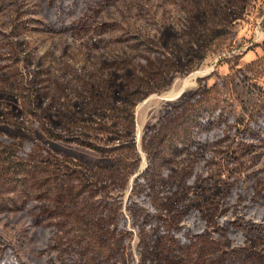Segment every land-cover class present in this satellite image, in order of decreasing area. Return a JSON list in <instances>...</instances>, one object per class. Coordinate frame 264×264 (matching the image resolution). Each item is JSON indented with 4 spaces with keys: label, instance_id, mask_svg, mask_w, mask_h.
<instances>
[{
    "label": "rangeland",
    "instance_id": "rangeland-1",
    "mask_svg": "<svg viewBox=\"0 0 264 264\" xmlns=\"http://www.w3.org/2000/svg\"><path fill=\"white\" fill-rule=\"evenodd\" d=\"M5 263L264 264V0H0Z\"/></svg>",
    "mask_w": 264,
    "mask_h": 264
},
{
    "label": "trees",
    "instance_id": "trees-1",
    "mask_svg": "<svg viewBox=\"0 0 264 264\" xmlns=\"http://www.w3.org/2000/svg\"><path fill=\"white\" fill-rule=\"evenodd\" d=\"M242 230H243V229H242ZM242 230H241V231H242ZM5 264H6V263H5Z\"/></svg>",
    "mask_w": 264,
    "mask_h": 264
}]
</instances>
